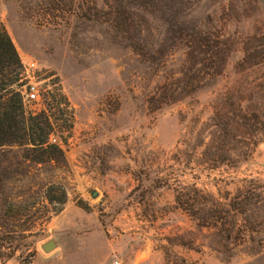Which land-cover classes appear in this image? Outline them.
<instances>
[{
	"label": "rangeland",
	"instance_id": "374dc122",
	"mask_svg": "<svg viewBox=\"0 0 264 264\" xmlns=\"http://www.w3.org/2000/svg\"><path fill=\"white\" fill-rule=\"evenodd\" d=\"M0 26L64 151L0 147V264H264V0H0Z\"/></svg>",
	"mask_w": 264,
	"mask_h": 264
},
{
	"label": "trees",
	"instance_id": "16d2710c",
	"mask_svg": "<svg viewBox=\"0 0 264 264\" xmlns=\"http://www.w3.org/2000/svg\"><path fill=\"white\" fill-rule=\"evenodd\" d=\"M23 82V64L11 36L0 26V147L28 146L26 158L37 163L58 161L64 151L58 143L51 142L54 125L47 111L28 113L19 86ZM61 192L60 203L66 201L62 186L51 185L47 199ZM12 253L7 258H12Z\"/></svg>",
	"mask_w": 264,
	"mask_h": 264
},
{
	"label": "built area",
	"instance_id": "2783aa9c",
	"mask_svg": "<svg viewBox=\"0 0 264 264\" xmlns=\"http://www.w3.org/2000/svg\"><path fill=\"white\" fill-rule=\"evenodd\" d=\"M23 95L24 102H31L33 100H36L39 97V89L37 85L33 82H30V85L26 87V90ZM54 142H56L54 140ZM114 264H119V263H114Z\"/></svg>",
	"mask_w": 264,
	"mask_h": 264
},
{
	"label": "water",
	"instance_id": "95a60500",
	"mask_svg": "<svg viewBox=\"0 0 264 264\" xmlns=\"http://www.w3.org/2000/svg\"><path fill=\"white\" fill-rule=\"evenodd\" d=\"M92 197L96 198L98 196V192L96 190H94L92 193H91ZM57 247V243L54 241V240H51L47 243H45L43 245V248L46 250V251H50L54 248Z\"/></svg>",
	"mask_w": 264,
	"mask_h": 264
}]
</instances>
